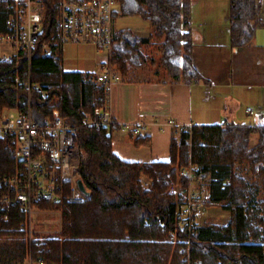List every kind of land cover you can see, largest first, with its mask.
Masks as SVG:
<instances>
[{
  "label": "trees",
  "instance_id": "obj_1",
  "mask_svg": "<svg viewBox=\"0 0 264 264\" xmlns=\"http://www.w3.org/2000/svg\"><path fill=\"white\" fill-rule=\"evenodd\" d=\"M44 4V30L29 58L26 49L11 61L0 62V113L13 108L27 112L31 79L33 117L42 125L53 111L71 126H80V166L76 171L90 192L82 203L41 202L45 210L58 208L61 228L55 234H36L28 244L20 230L25 215L19 206L0 210V264H24L29 256L46 264H264V123L250 125H195L173 137L167 162H125L112 149L111 128L84 126V112L103 110L106 91L96 74L63 69V45L58 38L60 0ZM119 15L141 16L152 34L142 38L130 29L117 30L110 62L123 76L136 79L153 61L147 49L161 52L160 67L171 80L198 82L202 75L193 62L192 0H117ZM0 0V33L7 30L8 10ZM263 0H229V32L233 47L251 45L262 24ZM52 53L43 55L41 44ZM139 137L136 145L148 144ZM16 141L0 138V176L20 168ZM190 163L198 178L211 181L210 205L221 204L231 214L225 225L178 226L177 211L184 196L170 192L172 184L185 191L180 175ZM245 167L248 175L243 173ZM143 176L150 180L145 187ZM229 180L230 183H226ZM70 185L66 186V193ZM8 217L5 218V213ZM174 232L175 243L170 238ZM190 244H189V243Z\"/></svg>",
  "mask_w": 264,
  "mask_h": 264
},
{
  "label": "built area",
  "instance_id": "obj_2",
  "mask_svg": "<svg viewBox=\"0 0 264 264\" xmlns=\"http://www.w3.org/2000/svg\"><path fill=\"white\" fill-rule=\"evenodd\" d=\"M7 30L0 33V62L11 61L19 49H26L31 57L32 51L40 43L44 30V4L39 0H7ZM58 38L62 45L94 44L100 51L106 52L108 58L96 73V81L106 91V103L103 110L94 113L83 111V125L93 128L120 127L125 133L140 136L151 126L150 122L137 121L119 124L115 121L110 103L112 87L121 82L122 75L110 62L116 32L114 15L119 9L117 0H60ZM43 55L52 53L50 42L41 44ZM10 49L11 51L7 50ZM31 92L35 85L31 79L25 83ZM29 98V99H30ZM253 113V108L248 107ZM161 126L175 128L176 136L184 131H192L194 124H182L169 119ZM219 125H230L222 120ZM234 125V124H231ZM80 126H71L60 115L59 110L53 111V119L40 124L32 114L31 99L27 112L7 109L0 115V138H13L16 141L15 156L20 168L13 176H0V210L8 211L12 206H19L25 218L20 226L27 237L28 244L36 240V214L41 202L52 204L82 203L86 195L77 185L76 171L80 166ZM198 166L190 163L180 169L179 173L189 180V185L179 193L184 196V203L177 211L178 226L192 232L196 226V215L203 207V202L194 188L198 181ZM226 183H230L229 180ZM70 185L66 193V186ZM179 185L172 184L170 192L178 193ZM5 218L8 217L6 212ZM170 238L175 243L179 240L174 232ZM189 243V242H188ZM190 244V243H189ZM28 264H46L43 258L38 260L29 256Z\"/></svg>",
  "mask_w": 264,
  "mask_h": 264
},
{
  "label": "crops",
  "instance_id": "obj_3",
  "mask_svg": "<svg viewBox=\"0 0 264 264\" xmlns=\"http://www.w3.org/2000/svg\"><path fill=\"white\" fill-rule=\"evenodd\" d=\"M191 9L193 62L202 80L182 83L159 72L150 78H140L138 73L136 79L122 76L111 89L117 123H151L140 136L118 126L111 129L113 152L125 162L169 161L175 128L159 125L169 119L197 126L219 125L222 120L234 125L264 123V8L253 43L242 48L231 44L229 0H192ZM152 32L146 37L135 33L149 38ZM105 58L94 44L63 45V69L68 72L96 74ZM139 137L149 143L136 145ZM201 181L207 182L203 190ZM194 184L198 195L207 194V202L211 201V181L199 178Z\"/></svg>",
  "mask_w": 264,
  "mask_h": 264
},
{
  "label": "rangeland",
  "instance_id": "obj_4",
  "mask_svg": "<svg viewBox=\"0 0 264 264\" xmlns=\"http://www.w3.org/2000/svg\"><path fill=\"white\" fill-rule=\"evenodd\" d=\"M5 1L7 0H4V2ZM115 28H116V31L123 30V29H130L140 34V36L145 35V37L148 35L149 32L152 31V26L150 22L138 15L136 16L119 15L115 21ZM7 50L11 51L10 49H7ZM147 51L149 55L152 56L153 61L150 62L148 66L146 67L147 69L149 68V71H146V69L141 70L139 72L140 75L138 76L140 78H145V77L150 78V77L157 76L156 73L159 72L161 73V75H166L167 77L165 79H168L169 78L168 74L163 70V68L160 67L159 58L161 56V52L158 50L157 47H154V46H151L149 49H147ZM104 55H106V58H105L106 60L108 58V54L104 52ZM7 109L8 108L2 109L0 115L4 114L7 111ZM243 173L245 175H248V169L246 167L243 170ZM142 182L145 187H148L151 183L150 180L145 176H143ZM206 183L207 182L205 181L200 182L202 190L205 187ZM176 184L179 185V187L177 190L178 193H175V194L179 195V193L182 190V187L180 186V184L178 183ZM199 199H201V201L204 204H203V207H201V209L198 211L197 216H196L197 226L211 225V224L225 226L230 222L232 214L224 206H222L221 204H213V205L208 204L207 194L201 195ZM51 209L52 210L50 209L45 210L38 206L37 214H36V223H37L36 228L38 230V234L49 235V234H55L56 232L60 231L61 224H62L61 212L58 208H51Z\"/></svg>",
  "mask_w": 264,
  "mask_h": 264
},
{
  "label": "water",
  "instance_id": "obj_5",
  "mask_svg": "<svg viewBox=\"0 0 264 264\" xmlns=\"http://www.w3.org/2000/svg\"><path fill=\"white\" fill-rule=\"evenodd\" d=\"M77 185L79 187V189L86 195L89 196L90 192L86 189L83 181L81 179H77Z\"/></svg>",
  "mask_w": 264,
  "mask_h": 264
}]
</instances>
